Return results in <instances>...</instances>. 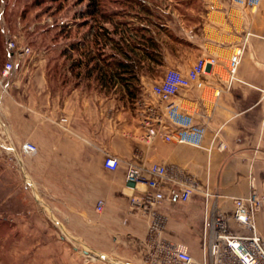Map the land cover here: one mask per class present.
<instances>
[{"label":"crops","instance_id":"1","mask_svg":"<svg viewBox=\"0 0 264 264\" xmlns=\"http://www.w3.org/2000/svg\"><path fill=\"white\" fill-rule=\"evenodd\" d=\"M206 2L191 9L190 25L167 31L161 65L139 75L138 103H125L119 86L55 87L46 57L9 55L15 72L5 84L0 78V264H86L84 248L107 257L92 264H143L148 223L130 212V203L146 188L127 184L131 166L170 170L159 208L168 219L166 239L197 260L209 214L229 218L233 199L254 189L264 195V0L256 9ZM240 51L231 82L229 65ZM201 58L217 59L201 78L203 88L182 89L174 100L206 127L203 147L145 143L137 106H158L153 87L169 70L187 74ZM26 143L37 147L36 155L21 154ZM110 156L120 160L116 171L105 167ZM191 183L196 191L183 203L179 192ZM206 192L218 198L206 203ZM256 223L264 238V206ZM229 228L249 234L232 220Z\"/></svg>","mask_w":264,"mask_h":264},{"label":"built area","instance_id":"2","mask_svg":"<svg viewBox=\"0 0 264 264\" xmlns=\"http://www.w3.org/2000/svg\"><path fill=\"white\" fill-rule=\"evenodd\" d=\"M230 1L240 7L251 9H256L262 3V0ZM7 46L9 55L18 53V46L14 41L8 42ZM23 51L27 54L30 49L25 48ZM241 57L242 51L230 62L231 82L237 80ZM215 65H217L215 58H201L187 74L169 70L163 81L153 87L152 95L159 101V105L139 103L137 106L138 115L145 129V135L142 137L145 143L151 144L161 139L166 143L203 147L206 127L198 124L174 99L182 89L190 87L202 89L204 84L201 78ZM14 72L15 65L10 61L5 65L3 80L9 79ZM0 147L4 148L3 142ZM8 148L11 153L17 154L13 145ZM21 150V154L25 156H34L38 152L37 147L31 143L24 144ZM15 156L16 164L22 168L21 158ZM105 167L116 171L120 167V160L110 156L105 160ZM169 177L170 170L158 164L148 169L131 166L126 173V182L129 186L146 188L142 195L134 197L130 203V212L140 215L148 223V251L143 264H264V238L259 235L256 223V216L264 206V195L254 189L247 197L233 199L234 211L229 218L218 211L209 214L203 231L202 258L197 260L186 247L166 239L168 219L160 213L159 208L166 198L164 182L170 179ZM195 191L196 187L192 183L184 186L179 192L180 200L183 203L188 202ZM211 198L218 197L206 192V203H209ZM104 206V202H99L98 211H102ZM231 220L249 234L233 233L229 228ZM80 253L86 264L107 260L106 256L92 249L84 248Z\"/></svg>","mask_w":264,"mask_h":264},{"label":"rangeland","instance_id":"3","mask_svg":"<svg viewBox=\"0 0 264 264\" xmlns=\"http://www.w3.org/2000/svg\"><path fill=\"white\" fill-rule=\"evenodd\" d=\"M135 1L142 3L146 12L136 6ZM89 2L90 0H0V26L6 37L7 52L8 42L14 41L18 46V53L46 57L50 81L55 87L68 84L65 87L71 89L82 84L103 91L104 88L100 89L101 84L96 77L88 78L85 70L80 76L72 74L69 60L61 56L74 43L84 45L87 35L92 44L95 21L102 19L99 16L97 19H82V15L88 12ZM206 3V0H99V9L107 14L117 13L118 16L113 17V25L125 23L126 29L130 30L128 35L133 38L131 41L136 42L141 37L142 33H137V30L147 29L161 43L165 42L164 37L170 28L179 30L181 25L188 26L194 22L196 18L189 15L196 12L192 13L191 9L200 10ZM109 28L112 31L115 29L110 23ZM116 36L120 38V34ZM25 48L30 49L29 53H23ZM10 61L9 58L0 65V78L5 65ZM147 69L149 70L147 64L140 65L138 77ZM137 99L138 94L133 102L126 98L123 100L134 104L138 103Z\"/></svg>","mask_w":264,"mask_h":264},{"label":"trees","instance_id":"4","mask_svg":"<svg viewBox=\"0 0 264 264\" xmlns=\"http://www.w3.org/2000/svg\"><path fill=\"white\" fill-rule=\"evenodd\" d=\"M135 4L146 12L147 9H144L142 3L135 1ZM99 8V0H90L88 12L82 15V19H97V16L102 19L95 21L93 27V47L87 35L84 45L74 43L69 49H65L61 56L69 60L72 74L80 76L85 70L88 78L96 77L101 88L123 87L125 94L122 98L133 102L139 90L140 65L147 64L149 68L161 65L160 43L147 29L137 30V33H142L140 40L131 41L133 38L128 35L130 30L126 29L125 23L114 24L115 27L113 25V17L118 14H107ZM109 23L115 28L113 31L109 28ZM116 34H120V38H117ZM6 42L0 26V65L9 59Z\"/></svg>","mask_w":264,"mask_h":264}]
</instances>
